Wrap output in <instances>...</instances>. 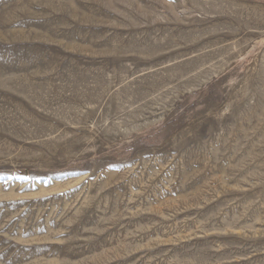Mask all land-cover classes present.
Listing matches in <instances>:
<instances>
[{
    "label": "rangeland",
    "instance_id": "1",
    "mask_svg": "<svg viewBox=\"0 0 264 264\" xmlns=\"http://www.w3.org/2000/svg\"><path fill=\"white\" fill-rule=\"evenodd\" d=\"M0 264H264V0H0Z\"/></svg>",
    "mask_w": 264,
    "mask_h": 264
}]
</instances>
